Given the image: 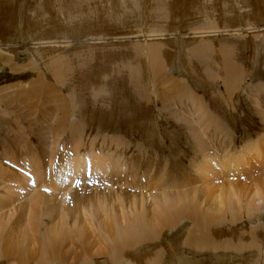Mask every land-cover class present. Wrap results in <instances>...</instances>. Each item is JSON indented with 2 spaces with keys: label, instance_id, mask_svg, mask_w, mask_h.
<instances>
[{
  "label": "rangeland",
  "instance_id": "rangeland-1",
  "mask_svg": "<svg viewBox=\"0 0 264 264\" xmlns=\"http://www.w3.org/2000/svg\"><path fill=\"white\" fill-rule=\"evenodd\" d=\"M141 1L142 0H122L124 7L120 12L122 15L127 12L133 16L130 19L129 33L131 35L135 33L136 36H130L127 38L130 40L127 44L128 46H121V42L119 45L121 46L123 53L128 55L133 53L128 47L136 42L139 53L141 52V48H144L142 42L143 39H146L149 44L152 42L165 43V40H170V36L174 35L171 34L174 32L169 33L171 26H179L178 28L180 29H178V34L182 33L181 31H183V33L185 32V42L188 43L186 47L184 46L182 59H189L190 67L194 69V72H190L184 67V77L187 79L184 80V77H182L177 68L174 67L173 62H170L169 67L166 69L168 62L166 60L164 61V71H167L168 75L174 80H178V82L184 84L186 88L183 93H180L181 96L173 97L172 99V108L176 113L166 111L162 103L158 101L156 95L152 91L151 82H153V78L149 75H145L144 57H139L136 60H128L124 56L113 59L103 58L96 50L87 52L84 46H66L65 43L54 39L44 41L40 48L37 49L36 53L27 58V55L24 52L25 47L21 42L16 44L17 49L15 48V51L14 49H11L10 52L2 51L3 55L0 57L1 60L10 57L9 61H4L3 65L5 68L9 67L5 64H11V61L15 68H20L15 72V76H8L4 79H0V152L2 154L3 151H8L13 155L21 156V158L34 154L35 158L40 161L42 165L44 163L43 177H38V180L35 177L36 180L34 181H37V185L39 184L38 181L47 185L40 188V190H35L36 192L30 190L31 195L29 196L31 197L33 194H38V191L39 193L44 194L48 191L49 193H46L49 195L45 194V197L47 196L50 201H57V203H59V201L67 200V206L79 209V207H84V205H86V200H88V196L90 195L91 199H89L91 202H88L86 207H89V203H91L92 205H95L93 208L95 211H97L96 208L99 207L97 204H101V201L97 203L99 201V199H97L99 198L98 194H103L105 191L107 196L121 197L117 202H113L114 207H112V203L107 204L108 202L104 203L102 200L103 205H100L99 208L101 209L104 207V204L106 205L105 207H110L109 209L105 208L106 212L109 210V215L107 213L104 215L105 209L102 208V212L94 213L97 217L90 215L92 219L85 218L83 220V226L86 225L85 228L87 227L88 229L84 230L82 228V234L87 231L84 234L85 236L78 231L77 238L82 237L83 240V237H85L88 241L86 239L83 241L88 244L90 242L91 246L93 245L96 247L97 245L96 248L93 246L90 247L91 254H88V258L92 256L95 257V259H93L94 261H91L88 258L87 260L85 257H82L83 261L79 260V258H75L78 251L73 244V239L70 238L63 249V252L68 256L67 264H84L87 261L92 262L93 264H95V262H109L108 260H110V258L108 257L110 256L105 257L97 255V252H99L100 249L107 247L109 252L111 250L113 251L115 245L114 241L117 243V240L121 236L117 232L120 228L117 229L115 226H123L121 227L122 230L120 229L122 231L120 234L124 232L123 230H125V232L129 231V228L133 226L132 217L136 214L140 221L142 220L139 224L142 226L143 230V233H141L142 241L140 240V235L139 238L136 239V246L130 250L128 256H134L138 250L141 251L143 248H145L144 250L147 249V251H150L153 249V245H151L152 242H148V239H146L145 236L153 234L154 228L151 227L150 224H147L150 223L151 220H148L149 218H147L148 216L145 213L147 212L149 215L156 214V209L158 207L170 208L169 206L171 204L173 206L172 208H178L179 204L182 203L186 208V204L188 205L189 201L191 203L195 201V195L198 196L199 204H202V207H217L221 206V202H227V197L229 196L227 192L232 193V190L229 192L231 187L235 192H233L234 199L236 195L243 197L239 200H237V198L235 200L233 199L238 205V209L240 207H247L246 209L248 210V206H251L257 207V210L259 207L261 209V212L259 213L264 211V208H262L264 207V203L262 202L261 197L258 198V196H256L258 195L256 194L258 190V192H261L260 194L264 196V26L261 27V29L259 27L261 26L260 20L264 19V13H262L264 12V5L262 7L260 4H255L253 1L243 3V5L240 3L239 5L238 1L237 3L235 2L236 0H230V2H233L232 4L239 5L238 7L242 12V23L245 32H241L237 27V21L240 23L237 18L231 17V19L223 21L218 17L220 12L218 15L205 16V18L201 19L199 22H190V17L187 15L186 17H183L182 11L173 10L171 15H175L176 19L173 20L170 16L166 24H160L159 21L155 22L148 17L145 18L142 16L143 7ZM149 5L150 10H153L155 7H158L157 9H159L164 4L158 2L155 6L152 4ZM254 6L256 7L255 9H250L252 7L254 8ZM155 11L153 13H155ZM233 12H227V14L234 15ZM169 15L168 11L167 16L169 17ZM181 17L183 18L181 19ZM194 20L196 21V19ZM127 22L129 21L124 19L123 21H120V24L126 25ZM217 38L222 39L215 40ZM245 40H261V42H244ZM119 45H116L117 50L120 49ZM257 45H259V53L257 52ZM167 46L169 48L162 53L165 58H167L168 53H176L172 42ZM212 46L215 49L219 47H222V49L225 48L226 51L228 50V47L235 56L237 55L236 60L233 61L237 64L240 63L241 68L238 74L234 77H230L218 59H214L212 63L208 65L209 56L213 55L205 48ZM188 47L192 49V53L196 50H201L203 51V54L197 57L194 61L190 60V57L188 58L187 55ZM0 48L3 49L4 47ZM257 54L260 55V58ZM253 57H257L258 60H253ZM1 60L0 64L3 62H1ZM30 61L36 62L37 67H35V69L39 70L41 73L45 75L60 74L61 78L59 80H54L49 76L46 78L44 77L46 82L51 86V92L45 94L43 91H39L35 95L29 108L24 112L29 113L30 119L25 120L19 118L18 114L11 112L10 108H13V111L16 110V107L19 110L26 108L25 103L19 97V91L21 89L27 90L32 85L30 84L31 79H26V77L30 75V72H23L25 71L23 66L26 67ZM106 67L119 72L120 78L123 82H126V84L127 82H130V85L125 87L122 83L118 86H114V84L112 85L108 80H100L101 78L98 76L106 70ZM200 69L207 70L201 72ZM136 81L138 82L135 83ZM19 84L22 86L20 87ZM6 94L12 100V103L10 104L11 106H8L6 99L3 98ZM80 97H83V103L79 105ZM47 101L51 102L50 106L44 108L43 106ZM134 103H138V106L142 107L144 111L129 118L131 114L129 111L126 112L127 109L125 108H134ZM259 107L263 109V112L258 113L256 111ZM110 109H115L116 112L120 110L119 112H124V115H130L125 118H121L116 113H114L113 116L106 115ZM48 111H50V121L53 120V117L59 116L58 124L60 125L57 126L58 129L54 124H52V127L42 123L33 128L27 126L28 121L31 120L34 123H37L40 113ZM145 122L151 123L152 130L157 132L154 137L147 131L144 132L142 130V124ZM192 129L195 130V133L191 134L190 130L192 131ZM159 134H161L160 137L158 136ZM56 135V139L58 140H54ZM227 136H229V140L225 141L224 137ZM197 137L198 141L193 142L192 139ZM18 140L23 142L20 144L26 143V145H22L21 148H15ZM71 140L73 143H71ZM8 141L9 144L7 143ZM222 141L225 145H229V147H231L232 143L234 145L227 151L225 149H218V142ZM249 141L250 143L256 141L258 147L255 144L254 148H252L253 146L248 148ZM10 142L12 145H10ZM4 144H6V150H4ZM194 144L196 146H194ZM87 146L92 147L91 149L94 150H91ZM243 147L246 151V155L244 154L242 158H232L233 156H238L237 153L242 151ZM256 147L259 149V152L256 153L258 149L252 152ZM247 148L252 150L249 151ZM85 150H87V154ZM59 151H61V153H59ZM92 151H95L96 153L98 152L99 155H104L103 161L109 162L111 160L113 164L116 163L112 167V170L116 168L115 173L110 172L107 174L109 175L108 177L101 175L98 178L93 177V174L83 173L82 176L80 175L75 179L72 185L67 186V188L69 187V190L67 189L66 192H63L66 188L60 190L61 188L58 187V182L60 181L61 173L63 174V169L70 164H67L66 162H69L70 160L72 163V158L81 161L83 158L80 159L79 157H87ZM200 151H203L206 154H213L214 158L209 160L207 158L209 155L205 156L208 161H205L203 164L204 160L207 159L204 158L202 160L203 156ZM217 153H220L222 158L216 156ZM62 154L65 155V159L68 160L63 162L61 159ZM75 155H78V157ZM228 156H230V158ZM231 158L233 159L232 162H234V164L231 163ZM221 159L225 160L227 163L225 161L222 162ZM237 160L238 164L236 163ZM121 162V167L118 169V164ZM209 163L212 165L210 166ZM202 164L205 167H202ZM138 168H140V170H138ZM47 173L48 175H46ZM26 179L27 181L29 180L28 184L34 182L33 179ZM55 187L59 188V190H56ZM132 187H134L133 191L139 196H133L130 191L132 190ZM48 188L51 189L49 190ZM251 188H253V190ZM117 189H119V191ZM51 191H54V193ZM87 192L90 194L88 195ZM153 192L157 196H155ZM239 192H241V194ZM66 193H68V195ZM151 193L153 194L151 195ZM27 194L28 190H25L23 195ZM80 195H85L83 196L85 198L87 196L86 199L84 198L85 201L84 199L81 201ZM96 195H98V197ZM13 197H15V195H13ZM30 197H27V199L23 196L20 197L21 199L19 198V200L15 199L17 200L16 206L7 207L3 212V214H5V221L0 224V245H3V247L0 246V249L2 251L5 250L6 242L4 241H7L11 235L14 236L15 232H19L20 221H22L21 219L27 217L28 212L30 211ZM64 197L66 199H64ZM70 197L74 198V202L78 201L80 204L82 203V205H79L78 203L74 204ZM95 197L97 200H94ZM132 198L133 201L136 202V205L134 206H131V204L128 203ZM121 199H123L125 203L123 201L120 202ZM205 200L208 204L203 203ZM142 201L144 204H142ZM119 203L121 204L119 205ZM223 204L226 205L225 203ZM142 205H144L143 208ZM184 207L182 212L185 213L186 209H184ZM99 208L98 211L100 210ZM114 208H116V210ZM117 208L119 210H117ZM7 211H9L10 214ZM113 211L115 214H118L114 217L115 222L112 219V216H114ZM111 212L113 213L112 215H110ZM101 213H103V215ZM99 215L102 217H99ZM125 216H127L130 221L127 218H124ZM15 217H18V219ZM183 218L182 213L178 220L181 224H179L180 226L177 225L173 228H163L161 230L162 232L157 236L158 239L161 238L159 242L160 244L157 245V247L162 246L163 248H167L169 245V237L173 236L174 239H178L183 235L186 228L189 229L191 227L187 221L182 222L183 224L181 223ZM102 219L104 221H102ZM261 219V222L258 220L255 222L258 229L262 230L264 216ZM248 220L232 222V224H238L236 226L237 232L229 233L225 237L227 244L230 243L231 245L234 243L240 245L243 236L248 232L246 229L249 225ZM229 222L230 221H228L227 225L224 227H228ZM49 224V228L52 229L51 227L53 226L50 222ZM52 224L54 223L52 222ZM106 224L110 226L107 227ZM13 225L16 229H13L15 228ZM97 225H101L102 227ZM129 225L131 227H129ZM147 225L150 226L148 227ZM113 226L118 234H115L116 232L112 233V230L114 231ZM195 226L197 227L198 238L201 236V228L197 225ZM5 227H7V229H5ZM23 227L25 226L21 227L22 230ZM69 227L71 228V235L73 234L72 236H76L72 229L73 227ZM22 230H20V232ZM25 234H27V232ZM34 234H36V232H32L30 229L28 235L31 240L34 241L30 244L27 243L31 247L29 246L28 248V245H26L28 250L25 255H30L32 259H25L23 262H26V264H36L39 261L38 247L40 245H38V247L36 246L35 238L37 235L35 236ZM112 234L116 236H114L115 238L118 237V239H115ZM33 236H35L34 239ZM41 236L42 233L40 234V237ZM102 237L106 239L103 241ZM14 239H17V237H14ZM109 239H112L113 241ZM41 240L43 239L41 238ZM18 241L20 242L19 238L18 240H15L17 245L19 243ZM102 243H104V245ZM141 245H143V248H141ZM1 250L0 260H2L1 257L4 254ZM132 251H135V254ZM185 253L192 258L197 257L195 260L201 263L212 264L215 262V256L213 257L208 253H196V256H194V253L187 249L185 250ZM166 256V253L163 256H157L151 262L144 259L135 260V264H160L167 259ZM10 257L11 256H9L8 259L4 257L3 260L5 261H3V264H18V262H16L18 257H12L15 261L12 258L10 259ZM9 259L11 261H9ZM19 261V263H22L20 259ZM49 264L58 263L50 261Z\"/></svg>",
  "mask_w": 264,
  "mask_h": 264
},
{
  "label": "bare ground",
  "instance_id": "bare-ground-1",
  "mask_svg": "<svg viewBox=\"0 0 264 264\" xmlns=\"http://www.w3.org/2000/svg\"><path fill=\"white\" fill-rule=\"evenodd\" d=\"M237 1L239 2V5H240V3H241V5H243V3H248L251 1L255 2V4H258V5L260 4L262 7L264 5V0H236L235 2H237ZM158 2H160V4H164V5L162 7H160L159 9H157L158 7H155L153 10H150L149 4H152L155 6V5H157ZM232 3L233 2H230V0H217V1L216 0H142L141 1V5L143 7V15L142 16H144L145 18L148 17L152 21H155V22L159 21L160 24H166L167 20L170 18V16H171V19H173V20L176 19L175 15H171V12L173 10L182 11V16L186 17V15H187L188 17H190V19H189L190 22H199L201 19L205 18V16H212L215 14L218 15L220 12V15H218V17H220L223 21L229 20V19H231V17L237 18L240 21V23L237 21V24H238L237 27L241 30V32H245L244 25L242 23L243 22L242 21L243 15H241L242 12L238 7L239 5L232 4ZM123 7H124V3L122 2V0H0V47H4L3 49L0 48V57L3 55L2 51L10 52L11 49H14V51H15V48L17 49L16 44L18 42L19 43L21 42L25 47L24 52L27 55L26 56V58H27L29 56H32L34 53H36L37 49L40 48V46L42 45V43L44 41H47L50 39H54L56 41L63 42V43H65L66 46H70V45L84 46L85 49L87 50V52H91L92 50H96L99 53V55L103 58L113 59L116 57H123L124 56L128 60L129 59L136 60L139 57H144L145 58L144 69L146 71L145 75H149L153 78V82H151L152 91L156 95L158 101H160L162 103V105L166 111L175 112L172 108V99H173V97L181 96L180 93H183L186 88H185L184 84L178 82V80H174L173 78H171L168 75L167 71H164L165 70L164 61L166 60L168 62L166 69L169 67V63L173 62L174 67L177 68L178 72L181 74L182 77H184V67L188 71L194 72V69L190 67L189 59H185V60L182 59L184 46L186 47V45L188 43V42H185L186 41L185 36H184L185 32L183 33V31H181L182 33L178 34L179 33L178 29H180V28H178L179 26H177V25L171 26V28L169 29V33L174 32V33H171L174 35L170 36V40L169 39L165 40L166 44L162 43V42H155V43L152 42L149 44L146 39H143L142 42H143L144 48H141L138 46L139 48H141V52L138 53L139 50L137 49V45L135 42L134 44H131L128 47L132 50L133 53L126 55L123 53L121 46H124V45L128 46L127 44L130 40L127 38L130 36H136V34L134 33L131 35L129 33L130 19L133 16H131L127 12H125L122 15L120 11ZM255 8L256 7L254 6V8L252 7L250 9H255ZM263 10H260V11H263ZM154 11H155V13H153ZM168 11L170 14L169 17L167 16ZM227 12H233L234 15H229V14H227ZM262 13H264V12H262ZM183 17H181V19ZM124 19H127L129 22H127L126 25H121L120 21H123ZM194 19H196V21ZM259 19H260V17H259ZM260 24H261V26H259V27L261 29V27L264 26V19L260 20ZM219 39H222V38H217L215 40H219ZM261 40L260 41H258V40L257 41L245 40L244 42H261ZM120 42H121V46L119 45ZM171 42L173 44V47L175 48L176 53H173V54L168 53L167 58H165L162 53H164L169 48L167 45H170ZM137 43H139V42H137ZM117 44L120 46L119 50H117V46H116ZM227 44H228V42H227ZM4 45H6V46H4ZM213 46L205 48L206 50H208L209 53H212V55L214 56V57L209 56L208 65H210L214 59H218L230 77H234L236 74H238V72L241 68L240 63L237 64L233 61V60H236L237 55L235 56V54H233V52H231V50L228 47H227V49H228L227 50L228 52H227L225 50V48L222 49V47H219V48L215 49ZM215 46H217V45H215ZM108 47H110V48H108ZM107 48L110 50H108ZM187 50H188L187 51L188 58L190 57V60H193V61L196 60L197 57H199L203 54V51H201V50H196L193 53L191 51L192 50L191 48L188 47ZM257 52L259 53V45H257ZM257 56L260 58L259 54H257ZM9 59H10V57L3 58L2 60L0 59L1 62L3 61L2 64H0V66H1V68H0V79H4L8 76L13 77V76H15V72L20 69V68H18V69L15 68V66L12 64V61H11V64H5V65L9 66V67L5 68L3 65L4 61L5 60L9 61ZM256 59L258 60L257 57H253V60H256ZM259 60H261V59H259ZM251 63H253V62H251ZM35 67H37V64L34 61H30L28 63V65H26V67L23 66V68L25 69V71H23L24 73L30 72V75H28L26 77V79L27 78L31 79L30 84H32L27 90L21 89L19 91V97L25 103L26 108H24L23 110H19L16 107V110H14V111L12 110L13 108H10L11 112H13L14 114H18L19 118H23L25 120L30 119L29 113L28 112L24 113V112L27 110V108H29V105L31 104L35 95L39 91H43L45 94H49L51 92V86L46 82L45 78L47 76H49L51 79H54V80H59L61 78L60 74L45 75V74L41 73L39 70L35 69ZM206 70L207 69H200L201 72H204ZM98 77L101 78L100 80H108L109 82H111L112 85L114 84V86H118L122 83L124 84L125 87H128L130 85V82H127V84H126V82L125 83L123 82V80L120 78L119 72L114 71L113 69L108 68V67H106V70L103 73H101ZM184 80H187V79H185V77H184ZM137 82L138 81H136L135 83H137ZM19 85H20V87L22 86L21 84H19ZM3 98L6 99V103H8V106L12 103V100L9 98V96L7 94L4 95ZM50 103L51 102L47 101L43 107L46 108V107L50 106ZM82 103H83V97H80L79 98V105ZM134 104H135V106L132 109L129 107L125 108V109H127L126 112L129 111V113L131 114L130 117H129L130 114L124 115L123 114L124 112L121 113V112H119L120 110L116 112L115 109H110V111L108 113H106V115L113 116V114L116 113L121 118H125V117L131 118V117H133L139 113H142L144 111V109L142 107L138 106V103H134ZM63 107H64V105H63ZM256 111L258 113H260V112H263V109L261 107H259L256 109ZM33 115H34V112H33ZM49 115H50V111L41 112L40 116H39V120L37 121V123H34L33 121L30 120V121H28L27 126L29 128H33L36 125L42 123V124L49 125V127H52V124H54L57 128V126L60 125V124H58V121H59L58 117L59 116L53 117V120L50 121ZM64 115H65V113H64ZM94 118H97V117H94ZM141 128L144 132L147 131L153 137L157 133V132H154L152 130L151 123H149V122H145L144 124H142ZM78 129H79V127H78ZM190 133L191 134L195 133V130L194 129H192V131L190 130ZM158 136L160 137L161 134H159ZM228 137L229 136L224 137L225 141L229 140ZM56 138H57V135L55 136L54 140H58ZM219 138H220V136H219ZM80 140H82V139H80ZM192 141L193 142L198 141V137L192 139ZM7 143L9 144V141ZM20 143H23V142L21 140H18V142L16 143L17 146H15V148H21L22 145H26V143H24V144H20ZM71 143H73V141ZM248 144H247L248 148H251L252 146H253L252 148H254L255 144L257 145V142L255 141V142L250 143V141H249ZM5 145L6 144H4V150H6ZM10 145H12L11 142H10ZM84 145H85V143H84ZM233 145L234 144L232 143L231 147ZM194 146H196V145L194 144ZM87 147H89L90 149L92 148L90 146H87ZM231 147H229V145H225L223 143V141L218 142V149L219 148L223 149V150L225 149L227 151ZM244 147H245V145H244ZM244 147L242 148L243 149L242 151L237 153L238 156H233L232 158H234V157L242 158L243 155L246 153ZM257 147H258V145H257ZM257 147L255 150L251 149L252 152L256 151L258 149ZM248 148H247V150L251 151ZM90 149H89V151H90ZM91 150H94V149H91ZM53 151H55V150H53ZM14 152H18V151H14ZM85 152L87 154V150H85ZM257 152H259V149H258V151H256V153ZM59 153H61V151H59ZM200 153L203 156L202 160L204 158L205 159L208 158L209 160L214 158L213 154L212 155L210 153L206 154L203 151H200ZM53 154H55V153H53ZM100 155H102V154H100ZM100 155L98 152L96 153L95 151H92V153H90L89 156H87V157H79L80 159L83 158L81 161L79 159L76 160V158L75 159L72 158V160H73L72 163L70 160H69V162H66L67 164L68 163H70V164H68V166H66V168L63 169L64 175L61 173L60 181L59 182L57 181L58 187L61 188L60 190H62V189L64 190V188H66V189L63 192H66L67 189L69 190V187L67 188V186L72 185V183L75 181V179L80 175L82 176L83 173L93 174L92 176L95 178L96 177L98 178L101 175L108 177L109 175H107V174H109L110 172L115 173L116 168H114V170H112V167L116 163L113 164L111 160L109 162H105V161H103L104 155H102V156H100ZM207 155H209V157L206 158L205 156H207ZM229 155H231V154H229ZM75 156L78 157V155H75ZM216 156L221 157V154L217 153ZM61 157H62L61 159L63 160V162L65 160H68V159H65V155H63V154ZM228 157L230 158V156H228ZM111 158H113V157H111ZM232 158H231V163L234 164V162H232L233 161ZM208 159L204 160V162L202 160L201 161L204 164L205 161L206 162L208 161ZM216 159H217V157H216ZM225 160L221 159L222 162ZM229 160H228V162H229ZM122 162L118 164V169H120ZM236 163L238 164V160ZM109 164H110V166H109ZM203 164H202V167L204 166ZM211 165L212 164H210V166ZM43 167H44V163L42 165V163L35 158L34 154L31 156L21 158V156L19 157V155H13L8 151H6V152L3 151L2 154L0 152V224L5 221V214H3V212L7 209V207L16 206L17 200H15V199L19 200V198L23 197V196L26 198L30 197L29 196V195H31L30 190L31 191H35V190L37 191V190H40V188H43L47 185V184L44 185L40 181H38L39 184L37 185V181H34V180H36L35 177L37 178V180H38V177L39 178L43 177V174H44V168ZM199 169H200V167H199ZM138 170H140V168H138ZM46 175H48V173ZM64 176H65V178H64ZM225 177H227V176H225ZM26 178L33 179L34 182H31L30 184H28L29 180L27 181ZM77 180H79V179H77ZM231 186H232V184H231ZM55 189L59 190V188H57V187H55ZM251 189L253 190V188H251ZM25 190H28L27 195H23V192ZM56 190H55V192H56ZM117 190L119 191V189H117ZM133 190H134V187H132V190H130V191L132 192L133 196L136 197L137 194ZM231 190H232V193L227 192V194H229V196L227 195L228 199L225 198V199H227V202L226 201L223 202L226 205H224L221 202V204H220L221 206H217V207H212V206L211 207H209V206L204 207L203 206L202 207V204H199L198 196L195 195V201H194V199H193L194 202L192 201L193 203H191L189 201L188 205L186 204V208L182 205V203H180L178 208H172L173 207L172 204L170 206L168 205L170 208H165V207L159 208L158 207L156 209L157 213L153 214V215H149L147 212L146 213L144 212L148 216L147 217V218H149L148 220L149 221L151 220V222H153V223H151V222L147 223L144 220L147 224H150L151 227L154 228L153 234H151V235L149 234V236L146 234L147 236H145V238L148 239V242H152L151 245H153V249H151L150 251H147V249L144 250L145 248H143V245H141L142 246L141 248H143V249H141V251L138 250V252L136 251L137 252L136 254H135V251H132V252H134L135 255L132 257H129L128 255L130 254V250L132 248H134V246H136V244H137L136 239L139 238L141 233H143L142 226L139 225L142 220L140 221V219L137 217V214H136L135 216L132 217L133 226L131 227L129 225V227H131V228H129V231L125 232V230H123L124 232L122 234H120V232H122L121 227H123V226H121V227L120 226L118 227L117 225L115 226L117 229L118 228L121 229V230L119 229L120 231L116 229L117 232L119 233V235H121V236L118 239V237L115 238L116 236L112 234L113 237L115 236L114 237L115 239H118L117 243H116V241H114L115 245H114L113 251L111 250L112 252L111 251L109 252L107 250L108 247L102 248L99 250V252H97V255H102L105 257L110 256V257H108V258H110V260H108L109 262H104V263H99V262L96 263L95 262V264H135V260H139V259H144V260L151 262L155 259V257L163 256L165 253L167 255L166 256L167 259H165V261H163L160 264H206V263H201V262L195 260L197 257L192 258V257L188 256L185 253L186 249L189 250L190 252L194 253V256H196L195 255L196 253H198V254L199 253H204V254L208 253V254H211L213 257L215 256L214 257L215 262H213L212 264H264V231H263L264 225H263V229L261 230V229H258L257 224L255 222L256 220H258L259 222L262 221L261 218L264 215H261V214H264V211H262V213H259V212H261V209L259 207L257 210V207H251V206H248V210L246 209L247 207L246 208L240 207L238 209V205L236 204V202L234 200L236 198H237V200H239L242 196L236 195V197L234 199L233 198L234 190L231 189V187H230L229 192H231ZM258 191L256 192V194H258L256 196H258V198L261 197L262 202L264 203V196L262 194H260L261 192L259 193ZM46 192H48V191H46ZM46 192H45V194L49 193V192L48 193H46ZM52 193H54V191ZM104 193L98 194L99 198H97V199H99V201L97 203H99L101 201V204H97V205H99V207H100V205H103L102 200L104 201V203L108 202L107 204H109V203L113 204V202H117V200H119L121 198L120 196H118V197L107 196V193L105 191H104ZM153 193H151V195ZM239 193L241 194V192H239ZM45 194L39 193V191H38V194H36V195L33 194L30 197V200H29L30 201V203H29L30 211L28 212L27 217L21 219L22 221H20L19 232L16 230L17 232H15V235L14 236L11 235V237L7 241H4V239H3V241L6 242V245H5L4 251H2L0 249L1 252L4 253L1 257L2 260H0V264H3V261H5L3 259H4V257L6 258L7 256L8 257L6 259H8L9 256H11L10 259L12 257L13 258L18 257V259L16 261V262H18V264H26V262H23L25 259H27V260L32 259L30 255L29 256L25 255V253H27V250H28L26 245H28L34 241V240H31L30 236L28 235L30 229L32 232H36V234H34V235L35 236L37 235V237L35 238V236H33V239L35 238L36 246L38 247V245H40L38 247L39 261L36 264H49L50 261H53V262L58 263V264H67L68 256H67V254H65L63 252V249L65 248L66 243L70 238L73 239V244L75 245V248L78 251V253L75 255V258H79V260H82V257H85L87 259L88 254H91L90 247H92L93 245L91 246L90 242L88 244L85 241H83L84 239L87 240V238H85V237H83L84 238L83 240H82V237L77 238L78 231H79V233L82 234V230L87 229V227L85 228L86 225L83 226V222H84L83 220L85 218L92 219L90 217V215L93 217H97L96 214H94V213H96V212L100 213V211L102 212V208L109 209L110 207L108 206L109 208H107V207H105L106 205L104 204V207H102L101 209L98 207L100 209L99 211H98V208H96L97 211H95L93 209L95 207V205H92L91 203H89V207L88 206L86 207V205H88L87 203L91 202V200H90L91 197L89 195L90 193L88 194V192H87V194L89 195L88 196L89 201L86 200L87 203H85L86 205H84V207L83 206L79 207V205H82V203L80 204L78 201L74 202V200H73L74 196L72 198L70 197L73 200L74 204L75 203L79 204V205L77 204L79 209L73 208L72 206L71 207L67 206V204H68V203L66 204L67 200L59 201V203H57V201H50L47 198V196L45 197ZM66 194L68 195V193H66ZM161 194H163V193H161ZM13 195H15V197H13ZM98 195H96V196L98 197ZM154 195L157 196L155 193H154ZM64 196H65V193H64ZM71 196H72V194H71ZM83 196H85V195H80L81 201H83L82 199L85 198ZM137 196H139V195H137ZM75 198H76V195H75ZM86 198H87V196H86ZM133 198L130 202H128L129 204H131V206L136 205V202L133 201ZM64 199H66V198L64 197ZM78 199H79V197H78ZM78 199H76V200H78ZM85 199H84V201H85ZM97 199L95 197L94 200H97ZM212 199H210V200H212ZM225 199H223V200H225ZM68 200H69V198H68ZM146 200H148V199H146ZM121 201L124 202L123 199H121L120 202ZM143 201H142V204H144ZM203 203L208 204V202L206 200ZM95 204H96V202H95ZM120 204L121 203H119V205ZM129 204H127V205H129ZM7 205H9V206H7ZM214 205H216V204H214ZM250 205H252V204H250ZM116 206H117V204H116ZM143 206L144 205H142V208H143ZM161 206H163V205H161ZM166 206H167V204H166ZM112 207H114V204L112 205ZM124 207L126 208L125 205H124ZM183 207H184V209H186L185 213L182 212ZM118 208H119V206H118ZM118 208H117V210H119ZM262 208H264V207H262ZM106 209L104 210V215L106 213L109 215V213H108L109 210H108V212H106ZM114 209L116 210V208H114ZM142 210H144V209H142ZM114 211H113V213H114ZM144 211H146V210H144ZM7 212L9 213V211H7ZM25 212H27V211H25ZM113 213L111 212L110 215H112ZM140 213H141V211H140ZM182 213H183L184 218L181 221V223L187 221L189 223V225H191V227L189 229L186 228L183 235L181 237L178 236L179 237L178 239H176V238L174 239L173 236L169 237V240H168L169 245L167 248H163L162 246L157 247V245L160 244L159 242L161 239V238H159V239L157 238L158 234L160 232H162L161 230L163 228L168 229V228H173V227L179 225L180 222H178V220H179V217L181 216ZM101 214L103 215V213H101ZM116 214L114 213L113 214L114 216H112L113 217L112 219L114 222H115L114 217ZM16 216H17V213H16ZM100 216L101 215H99V217ZM10 218H13V217H10ZM15 218L18 219V217H15ZM124 218H127V216H125ZM144 218H142V219H144ZM19 219H20V217H19ZM127 219H126V221H127ZM242 220H248L249 225L246 227L248 232L246 233V235L243 234L244 235L243 240L241 241L240 245H236L234 243L231 245H230V243L227 244V240H225V237L229 233H236L237 232L236 226L238 224H232V222H238V221H242ZM51 221L54 224H52ZM102 221H104V220L102 219ZM228 221H230L229 226L224 227L227 225ZM49 222L53 226V227H51L52 229L49 228V226H50ZM109 224H111V223H109ZM106 225H107V227L110 226V225L108 226V224H106ZM112 225H114V224H112ZM150 225H147V226L149 227ZM195 225H197L198 227L201 228V236H199L198 238H197V227ZM22 226H25V227H23V230L21 229ZM69 226L73 227L72 229L74 231V234H76V236L75 235L72 236L73 234L71 235V232H70L71 228ZM81 226H83V227H81ZM97 226H99V225H97ZM17 227H19V226H17ZM2 228H3V226H2ZM5 229H7V227H5ZM13 229H16V227ZM54 229H56V230H54ZM113 229H114V226H113ZM20 230H22V231L20 232ZM99 231H100V229H99ZM26 232H27V234H25ZM86 232H84L82 235L85 236L84 234ZM113 232L114 233L116 232L115 229H114V231L112 230V233ZM117 232L115 234H118ZM41 233H42V236L44 238L42 236L40 237ZM82 235H80V236H82ZM104 236H105V234H104ZM14 237H17V239H14ZM18 238H19L20 242L18 241L19 243L17 245L16 244L17 242H15V240H18ZM41 238L43 240H41ZM114 238H113V240H114ZM104 239H106V238H103V241H104ZM109 240H112V239H109ZM140 240L142 241V235H141ZM143 240H145V239H143ZM111 242H110V244H111ZM95 243H97V242H95ZM92 244H94V243H92ZM102 244L104 245V243H102ZM0 246L3 247V245H0ZM29 246L30 245H28V248H29ZM93 247L96 248L97 245H96V247L95 246H93ZM144 247H146V246H144ZM186 252H188V251H186ZM210 258H211V256H210ZM10 259H9V261H11ZM19 259L22 261V263H19L20 262ZM88 259L92 261L93 259H95V257L92 256V257H89ZM13 260L15 261V259H13ZM82 261H81V263H82ZM84 264H93V263L87 261Z\"/></svg>",
  "mask_w": 264,
  "mask_h": 264
}]
</instances>
